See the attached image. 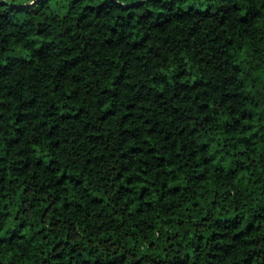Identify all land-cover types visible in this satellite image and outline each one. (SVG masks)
I'll use <instances>...</instances> for the list:
<instances>
[{"label": "trees", "instance_id": "16d2710c", "mask_svg": "<svg viewBox=\"0 0 264 264\" xmlns=\"http://www.w3.org/2000/svg\"><path fill=\"white\" fill-rule=\"evenodd\" d=\"M62 3H15L17 14L38 17L23 23L0 12L3 51H28L0 63V121H11L0 125V193L5 208L15 200L20 238L40 248L33 256L127 264L147 243L153 264H264V110L250 100L264 81V0H171L140 16L147 30L131 12L125 24L89 21L142 2L72 0L67 11ZM142 62L160 69L151 83H134ZM21 89L24 102L10 107ZM34 124L47 135L20 148Z\"/></svg>", "mask_w": 264, "mask_h": 264}, {"label": "clouds", "instance_id": "9594fccd", "mask_svg": "<svg viewBox=\"0 0 264 264\" xmlns=\"http://www.w3.org/2000/svg\"><path fill=\"white\" fill-rule=\"evenodd\" d=\"M21 2L27 5L31 6L32 10L40 9L41 4L43 3V0H0V12L8 11L10 14V17L12 19L19 20L20 23H23L24 21L29 20H37L38 17L35 16H27L25 14H17L15 11L12 10V6L17 3ZM102 2V0H101ZM142 2L141 7H134L130 8L125 12H121L119 8H116L115 12L113 13V16H106L103 18V20L96 21L95 14H91L89 16V21H95L97 24H99L101 27H107L108 25H111L113 23L114 19H120V17H123L124 19L121 20V24L127 23L128 20V14L131 12L135 18H136V29L144 28L146 27L144 24H139V18L141 15L147 13L150 9L159 13L161 11H167V8L162 7V5H167L171 7V0H115V4L118 5H126V4H140ZM203 2H207V0H203ZM223 3H242L247 5L249 3V0H222ZM177 3L180 6H183V0H177ZM72 6V0H63L62 8L67 11L69 7ZM115 6V5H114ZM257 7L255 3L251 5V9L254 10ZM178 7H172V13L178 11ZM73 11H76L75 8H73ZM249 11L248 8L242 9L240 12L235 13V18L238 20L241 15L247 14ZM48 13V9L45 8L41 15H45ZM78 14V12H77ZM171 14V13H170ZM261 15L264 16V10H262ZM69 16H71V13H69ZM152 21L156 19V17L151 18ZM162 19V18H161ZM4 21L0 19V23H3ZM57 22L61 25H65L67 21H64L62 17H57ZM35 30V27L33 28V31ZM7 31H14L17 33L18 37H22V31L19 29H8ZM126 30L124 28H121V32H125ZM131 31V29L129 30ZM0 32H5V29H0ZM3 37L0 36V63H7L6 57L9 54L12 55H27L28 51L25 50L22 53H15L12 51V48L15 47L13 44L12 48H9V51L5 53L3 51V45H2ZM262 57H264V51L260 53ZM253 63H255V57H252ZM18 71V70H17ZM176 71H180L179 68L176 69ZM140 77L134 81V83H151V76L152 75H159L160 69L158 65H154L151 67H148L147 70H145L143 66V62L141 65V68L139 69ZM16 75V71L12 72L10 74L9 79H11L12 76ZM264 75V73H262ZM171 78V77H170ZM0 81H3V78L0 77ZM103 87H111L110 83H105ZM160 86L157 85V88ZM102 91L101 86H97L96 91L92 97L89 98V102L92 103L96 101L99 98V92ZM175 91V85L170 84L167 88V92L169 94L173 93ZM129 95L132 93L129 92ZM16 99L13 101L12 105L10 107L14 106L17 103H23L26 96L23 94V90H17L16 92ZM218 97L216 94L212 95V99L209 101V103H212L216 101ZM250 100L252 103H259L260 108L264 110V81L257 82L256 89L251 92L250 94ZM94 110L96 114H102L100 111V105L99 104H93ZM9 115H11L9 113ZM14 120V117H12ZM11 121L8 123H5L4 121H0V125H3L5 128L10 126ZM113 124L115 125L116 122L114 121ZM27 128L28 126L25 125ZM48 132V129L46 128H40L39 125H32L31 129H29V134L24 137V142L19 146L20 148H29L28 141L33 139L34 135L38 136H46ZM9 135H15V132H9ZM3 136V131L0 130V137ZM8 152V149L5 146V142L3 139H0V156L5 155ZM59 158V157H58ZM88 159L87 153L83 157H79L77 159V164L84 163ZM68 163H71L72 161H67ZM104 163H100V167L104 168ZM106 170V169H105ZM4 175V173H0V176ZM3 188V185L0 184V189ZM235 191V189H233ZM264 199V198H262ZM228 204L232 207H235L236 205L232 204V201H228ZM255 201L248 204L246 207H254ZM17 210V204L15 200L12 201V203L9 205V207H4V201H3V195L0 193V264H31L33 260L38 261L39 264H42V260L39 256H33V253L39 252V247H33V242L29 238V236H25L23 239L20 238L19 232L21 231L18 228L19 221L15 219V212ZM243 211V209H242ZM26 218V217H25ZM17 231L18 235L13 238V233L11 230ZM34 235V232L31 233ZM119 247V245H117ZM261 247H264V244H261ZM137 250L140 251V253L143 256V259H141L140 256L134 255V253L137 252ZM120 253L117 252L116 255L118 256ZM246 254V253H245ZM240 256V249H237V252L235 254V258L239 259ZM109 258H112L111 255H109ZM159 258V257H157ZM140 260V264H153V255L151 253V250L148 247L147 243H144L143 245H139L138 248H132L131 252H129V260L127 261V264H132L133 261ZM118 264H122V262H118Z\"/></svg>", "mask_w": 264, "mask_h": 264}]
</instances>
